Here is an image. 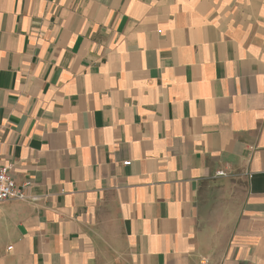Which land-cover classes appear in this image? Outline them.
<instances>
[{
  "label": "crops",
  "instance_id": "crops-1",
  "mask_svg": "<svg viewBox=\"0 0 264 264\" xmlns=\"http://www.w3.org/2000/svg\"><path fill=\"white\" fill-rule=\"evenodd\" d=\"M4 164L0 264H264V0H0Z\"/></svg>",
  "mask_w": 264,
  "mask_h": 264
},
{
  "label": "built area",
  "instance_id": "built-area-1",
  "mask_svg": "<svg viewBox=\"0 0 264 264\" xmlns=\"http://www.w3.org/2000/svg\"><path fill=\"white\" fill-rule=\"evenodd\" d=\"M128 165L130 162H125ZM224 171H219L218 175H224ZM30 182L19 184L12 174L11 164L0 165V202L8 200H21L29 199L26 189L29 187Z\"/></svg>",
  "mask_w": 264,
  "mask_h": 264
}]
</instances>
